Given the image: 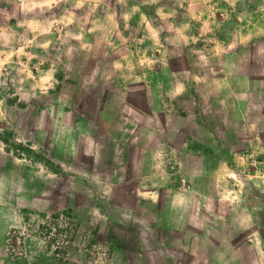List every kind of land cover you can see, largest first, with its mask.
<instances>
[{"label": "rangeland", "instance_id": "obj_1", "mask_svg": "<svg viewBox=\"0 0 264 264\" xmlns=\"http://www.w3.org/2000/svg\"><path fill=\"white\" fill-rule=\"evenodd\" d=\"M23 2L26 15L45 18V34L57 49L39 44L36 57L42 66L52 64L55 76L42 87L36 79L27 87L22 80L21 88L0 77L7 107L0 112V238L6 251L0 264H157L180 257L173 246L159 247L175 233L157 226V206L137 190L139 174L147 151L157 153L164 137L171 143L160 151H178L185 135L178 127L188 113L174 107L193 110L199 89L202 118L209 105L206 118L221 121L225 101L232 103L231 85L247 81L233 73L264 71L258 62L264 57V0H222L215 14L192 17V35L172 33L177 18L188 26L189 0ZM159 3L177 4L181 13H143ZM0 5L4 23L17 0ZM160 39L171 48L172 61L164 66L149 54L160 53L159 46H148ZM198 72L207 82L197 84ZM183 88L180 101L176 93ZM255 88L238 92L253 114L236 125L245 134L253 127L264 135V75H257ZM159 97L165 111L157 109ZM207 147L218 163L225 145ZM254 156L257 165L251 160L235 174L245 189L232 192L228 212L207 213L213 221L206 229L201 221L192 225L200 256L185 264H264L263 141ZM190 163L198 167L199 160ZM258 168L262 172L252 176ZM194 214L198 221L205 217Z\"/></svg>", "mask_w": 264, "mask_h": 264}, {"label": "crops", "instance_id": "obj_2", "mask_svg": "<svg viewBox=\"0 0 264 264\" xmlns=\"http://www.w3.org/2000/svg\"><path fill=\"white\" fill-rule=\"evenodd\" d=\"M221 1L189 0V6H186L188 11L185 12L191 17L188 26L182 27L183 22L177 18L175 20L176 30L172 33L181 32L190 35H192V32L197 33V29L195 30L197 26L192 24V17L204 16L208 14L209 10L211 14H215L220 8ZM23 4V0H17V6L11 8L5 14L7 19L4 20V23H0V77L4 80L11 79L20 88L23 85L27 87L31 84V80L35 79L38 80L40 87L51 85L52 83L49 82L48 84L47 80L49 79L52 82V78L55 76L51 67L53 65L50 63L44 66L38 64L36 56L39 44L52 50V52L57 47L54 41L50 40V36L45 34L47 30L45 18H39L34 14L26 15ZM1 5L0 12H2ZM180 9L177 4L159 3L157 7L152 9L146 7L143 13L149 16L152 11H156L161 17L176 16L181 13ZM148 46L149 48L159 46L160 53L150 51L149 54L158 60L160 59L163 66L172 61L171 48L161 39L158 45L151 42ZM195 46L198 47V43ZM237 46L241 48L240 43ZM207 58L211 59L212 56ZM122 62L123 60L120 58L118 63ZM258 62L263 65L264 57H259ZM263 72V70H260L259 73H249L248 75L240 71L233 73L237 78H247V81L231 85L228 100L231 99L232 103L229 105L228 101H225V106L230 111L228 112L225 108L224 115L221 121L218 122H212L206 118L207 111L211 110L209 105L203 111L205 116L202 118V110L198 112L196 106L202 95L199 89H196L193 95L195 98V108L193 110L188 111L182 105L174 107L173 110L181 115L188 113V119L184 120L178 127L184 129L185 132L180 147H175L178 151H175V153L166 152L162 151L163 148L160 151L161 146L171 143L165 137L159 141L157 153L153 154L154 151L150 149L147 151L145 156L146 165L139 174L141 182L137 186V190L157 206V226L159 229H169L175 233L172 241H162L159 243V247L169 248L173 246L180 256H174L173 260H168L166 257L167 259L158 260L157 264H185L186 258L192 257L194 254L200 256L198 250L194 251L195 233L192 230V225L201 221L204 226L203 229H206L207 222L213 221L211 215L208 217L207 213H227L231 205L232 192L245 189L244 184L241 185L239 181L235 180V174H240L243 170L246 171L245 168H247L248 162L255 157L254 155L260 143L264 142V135L253 127L249 134H245L236 125V122L247 120L253 114L250 100L244 95L238 94V92L256 90L255 79L257 75L262 77ZM225 75L227 73L223 74V76ZM161 76L158 73V80ZM197 78L200 79L198 85L208 80L203 72H198ZM162 79H165V77L163 76ZM22 80L25 81L23 85L19 84ZM258 90L262 91L263 89L258 88ZM185 92V88L179 90L176 93L177 99L183 100ZM223 95L225 96L224 92ZM4 99L0 95V112H4L7 108ZM158 103L157 109L165 111L162 107L161 97L158 98ZM230 115H232L231 118ZM220 129H224V136L221 134ZM214 141L225 145L223 152L218 157L219 162L215 164L212 163L211 155L208 156L207 154V152L211 153V149L207 147L208 144L211 145ZM152 159L159 162L156 165L149 166ZM195 159L199 160L198 167L190 163L191 160ZM232 160H237L238 163L235 165L231 162ZM262 161L264 160H261V163ZM253 171L251 172L252 176H258L262 172L260 168L258 170L253 169ZM233 180L234 183L232 184L231 181ZM168 188H170V194L167 198H164V192ZM199 211L204 213L205 217L200 218L198 221V217L194 213ZM158 239H161L160 234H158ZM0 256H6L1 238Z\"/></svg>", "mask_w": 264, "mask_h": 264}, {"label": "built area", "instance_id": "obj_3", "mask_svg": "<svg viewBox=\"0 0 264 264\" xmlns=\"http://www.w3.org/2000/svg\"><path fill=\"white\" fill-rule=\"evenodd\" d=\"M252 163L255 164V165H257L259 163V161H258V159L256 157H254L252 159Z\"/></svg>", "mask_w": 264, "mask_h": 264}]
</instances>
